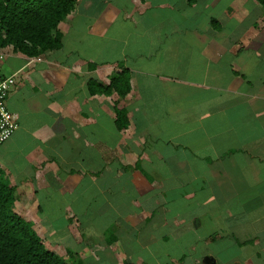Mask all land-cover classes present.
Masks as SVG:
<instances>
[{
	"label": "crops",
	"instance_id": "1",
	"mask_svg": "<svg viewBox=\"0 0 264 264\" xmlns=\"http://www.w3.org/2000/svg\"><path fill=\"white\" fill-rule=\"evenodd\" d=\"M60 29L58 49L0 47L15 210L38 231L59 206L74 230L73 251L63 235L47 247L91 264H264V5L76 0ZM122 68L131 90L99 91Z\"/></svg>",
	"mask_w": 264,
	"mask_h": 264
},
{
	"label": "trees",
	"instance_id": "2",
	"mask_svg": "<svg viewBox=\"0 0 264 264\" xmlns=\"http://www.w3.org/2000/svg\"><path fill=\"white\" fill-rule=\"evenodd\" d=\"M264 5V0H258ZM76 0H0V47L13 45L27 55H38L63 45L60 23L75 8ZM130 71L122 68L99 91L121 95L131 90ZM117 126L125 129V108L116 107ZM15 188L0 166V264H70L45 244L32 220L15 210Z\"/></svg>",
	"mask_w": 264,
	"mask_h": 264
},
{
	"label": "built area",
	"instance_id": "3",
	"mask_svg": "<svg viewBox=\"0 0 264 264\" xmlns=\"http://www.w3.org/2000/svg\"><path fill=\"white\" fill-rule=\"evenodd\" d=\"M6 52L0 48V70ZM16 83V74L0 75V145L18 128V115L8 107V95Z\"/></svg>",
	"mask_w": 264,
	"mask_h": 264
},
{
	"label": "rangeland",
	"instance_id": "4",
	"mask_svg": "<svg viewBox=\"0 0 264 264\" xmlns=\"http://www.w3.org/2000/svg\"><path fill=\"white\" fill-rule=\"evenodd\" d=\"M57 200H58V198L55 199V201H57ZM41 215L43 217L46 214L42 213ZM52 215H53V219L50 220L48 223L45 222V225L47 227L49 225L50 226L52 225L55 227V229H51L50 227H48L47 229H44V230H38L43 235V237L45 238L46 242L45 241L44 242L49 243V242L53 241V242L61 243V235H63V239L65 241L63 243H64L65 247L68 249H71L73 251L74 248L69 243H70L71 239L73 238V231L74 230L61 229V207L56 206V208L54 209V213ZM74 256H75V254L72 255L71 257H70V255L68 256V259H70V260H68V262L70 264H91L90 260H84L81 262L76 256L75 257L77 260H75Z\"/></svg>",
	"mask_w": 264,
	"mask_h": 264
}]
</instances>
